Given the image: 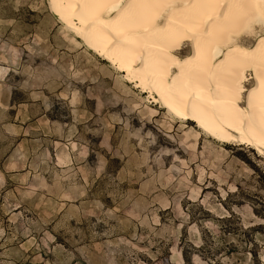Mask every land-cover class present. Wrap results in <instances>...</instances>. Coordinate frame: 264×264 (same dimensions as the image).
Wrapping results in <instances>:
<instances>
[{
  "label": "rangeland",
  "instance_id": "obj_1",
  "mask_svg": "<svg viewBox=\"0 0 264 264\" xmlns=\"http://www.w3.org/2000/svg\"><path fill=\"white\" fill-rule=\"evenodd\" d=\"M120 76L48 0H0V264H264V156Z\"/></svg>",
  "mask_w": 264,
  "mask_h": 264
},
{
  "label": "bare ground",
  "instance_id": "obj_2",
  "mask_svg": "<svg viewBox=\"0 0 264 264\" xmlns=\"http://www.w3.org/2000/svg\"><path fill=\"white\" fill-rule=\"evenodd\" d=\"M48 6L64 33L150 104L215 142L264 156V35L250 47L241 44L255 26L264 27V0H48ZM186 43L189 54L180 58Z\"/></svg>",
  "mask_w": 264,
  "mask_h": 264
},
{
  "label": "trees",
  "instance_id": "obj_3",
  "mask_svg": "<svg viewBox=\"0 0 264 264\" xmlns=\"http://www.w3.org/2000/svg\"><path fill=\"white\" fill-rule=\"evenodd\" d=\"M225 146V145H224Z\"/></svg>",
  "mask_w": 264,
  "mask_h": 264
}]
</instances>
